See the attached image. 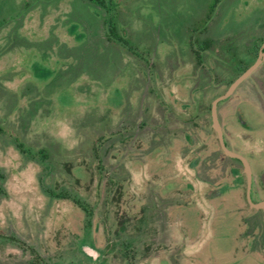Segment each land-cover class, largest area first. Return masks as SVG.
<instances>
[{
  "label": "rangeland",
  "instance_id": "obj_1",
  "mask_svg": "<svg viewBox=\"0 0 264 264\" xmlns=\"http://www.w3.org/2000/svg\"><path fill=\"white\" fill-rule=\"evenodd\" d=\"M108 1H114L116 24L106 16L109 6L98 10L89 0H0V264H147L143 239L134 249L119 246L117 226L128 217L112 206L139 187L147 207L154 167L172 184L169 168L161 166L181 147L177 96L207 90L198 81L206 75L194 77L191 47L213 80L204 106L209 119L201 121L208 130L211 99L229 89L264 45V0ZM105 27L115 41L107 43ZM218 115L227 147L251 165L253 201H264V61L219 104ZM168 117V126L151 128V120L163 125ZM144 122L137 140L135 126ZM206 139L214 145L203 154L209 156L219 148L212 133ZM228 162L238 174L240 164ZM102 183L122 194L107 195ZM223 188V200L208 201L206 210L190 212L195 197H164L188 212L182 216L202 253L197 262L264 264V211L241 199L243 181L229 178ZM104 197V215L89 210ZM202 219L208 224L203 234ZM165 221H171L168 214ZM131 228L122 230L125 238ZM182 232L172 228L179 240ZM173 245L161 248L177 253L180 245ZM175 261L189 264L184 257L167 264Z\"/></svg>",
  "mask_w": 264,
  "mask_h": 264
},
{
  "label": "crops",
  "instance_id": "obj_2",
  "mask_svg": "<svg viewBox=\"0 0 264 264\" xmlns=\"http://www.w3.org/2000/svg\"><path fill=\"white\" fill-rule=\"evenodd\" d=\"M104 1V0H100ZM89 3L95 4V8L100 10L99 8H106V6L110 7L111 13L106 14L107 18L108 16L111 17L113 24H116L115 15L116 10H114L112 7H115L112 3L106 2V0L103 3H106L104 5L97 4L95 0H89ZM100 12V11H99ZM118 12V11H117ZM103 18L104 14L101 13ZM113 17L115 20H113ZM118 17V16H117ZM102 32L105 36V40L108 43V40L111 39L112 41H115L114 38L108 37V28H103ZM117 39H119L121 36L120 34L113 33ZM118 45H121L119 41H116ZM112 45L118 46L114 43ZM261 48L263 44H260ZM260 48V49H261ZM128 51L130 53H135V50L131 47H128ZM259 49V51H260ZM191 53L193 56H195V59L193 63L191 64V67L194 68V74L196 78H198V74L204 73L206 75L205 80H198L200 83H205L204 85L205 89L198 90L194 92L193 94H196L197 96H192L191 94L188 95L185 94L184 100L182 97L177 96V98L180 100L179 104L180 107H175L179 116L174 121L178 123V126L176 127V132L181 134V140L179 139L178 144H180V149H177L176 154L173 156L172 161H169L168 165H162L161 168H169L167 173H171V177L169 178L172 180V184H167L165 181L166 178H163V175L154 167L153 169H150V183L151 188L147 192V207L141 205V198H142V192H140L138 189L139 187H134L131 190L125 192L123 196H127V199L121 203L123 208H120L117 206L120 203L113 204L112 208H117L118 211H122L123 213L127 214V219L125 220L124 224H119L117 220H112V226H113V232L115 233V227L117 226L116 223L119 225L117 228H120L119 233L117 234L120 238L119 246L121 249L125 248L126 244H129L128 247L131 249H134V245L136 246L137 242L139 240H144L143 242H147V264H167L170 262V260L173 257H176L177 259L179 257H184L185 260L189 264H202L203 259L199 262L196 261L198 258L197 256L202 255V253L197 252L193 245V233L190 232V229L185 226V219L182 215H185V213L188 212H180L181 210L180 205L178 202H167V199H165L164 194H170L175 193L177 197L181 196L182 198L189 199L191 201L194 197V206L190 207V212L193 208L199 207V208H205V205L208 204V201H222L223 197L225 195V190L223 188V182L227 179L231 178L235 181H243L244 184V192H243V201L245 202L247 207H251L248 200H247V176L245 174L244 166L243 164L236 159H232L227 157L221 147L218 140L217 133L213 129L212 121H209L208 130H205L203 126H201V121L204 120L205 117L209 119V116L206 115L207 110L204 106L207 105L208 99L210 98L211 94H208V92H212L213 86H212V79L208 76L207 66L205 65L204 59L199 60L198 55H194L197 53V51L191 47ZM198 54V53H197ZM134 55V54H133ZM136 57V56H135ZM137 58V57H136ZM215 59V58H214ZM143 67H147V61H142ZM210 84V85H208ZM197 87V86H196ZM199 88V86H198ZM216 92V91H215ZM152 94L150 92H147V96H151ZM212 97V96H211ZM216 96H213L211 99V107L213 101L216 99ZM210 100V99H209ZM219 106V105H218ZM210 116H211V110H210ZM169 117L164 122L163 125H159L158 123H154L152 120L151 128L157 129L159 127L168 126L169 123ZM146 124V122L142 124H137L135 126L136 131L139 135H137V140L141 138V135L145 129L143 128V125ZM202 127V128H201ZM223 129V128H222ZM181 131V133L179 132ZM137 133V134H138ZM208 133H212L214 137L217 139V144L219 150L214 151L213 153H210L209 156H205L203 154L208 153L209 151H213L210 147V145H213V143H210L206 139V135ZM224 133V130H223ZM153 139V138H152ZM152 141V140H151ZM158 140H153V143H157ZM214 146V145H213ZM222 151V153H221ZM239 154V152H237ZM241 155V154H240ZM215 157V158H214ZM197 158L199 160L194 161L193 159ZM227 161H236L240 164V166H236V168L240 169L238 174H234V172L229 168L231 165L228 163H225ZM197 162H199L197 164ZM209 163H211L209 165ZM197 164V165H196ZM181 177H184L188 179V183H180L178 184L176 181L178 179H181ZM116 186H108L105 183H102V188H100L102 191L106 192L107 195L110 194L114 195L118 189H116ZM191 188V189H190ZM252 192H253V182H252ZM251 192V197H252ZM100 193V192H99ZM119 194H122L119 191ZM108 199L109 198H102L100 203L94 206L90 207V211L92 209L99 210L103 212V215L105 211H107L108 208ZM155 200L156 202H153ZM253 200V199H252ZM254 202V201H253ZM264 202V201H262ZM254 203H260V202H254ZM205 204V205H204ZM190 206V205H189ZM189 206L184 207V209L189 208ZM132 208H136L135 214L138 215L137 218H131L129 216L130 213H134L132 211ZM253 208V207H251ZM255 209V208H253ZM257 210V209H255ZM264 211V210H262ZM166 214H168L171 221L167 223L166 220ZM180 222L178 221V217ZM144 216V217H142ZM177 218V221H174V218ZM201 232L202 234L205 233V227L208 225L206 223V220H201ZM87 222H91V218L85 221V226ZM176 225H179L183 229V232L181 233L180 240L172 233V228ZM126 226H131V230H134L133 234H130L128 237H124L122 235V230H125ZM200 224L197 225L199 228ZM188 229V230H187ZM127 232V231H126ZM199 235V242L200 241V235ZM116 236V235H115ZM125 244V245H124ZM167 244L170 248H172L175 245H180L179 250H177V253H182L183 256L177 255V253L173 252L172 249L170 250H163L161 247L162 245ZM177 245V246H178ZM130 251H133L131 250ZM101 252V259H105L107 257L105 253L104 246L100 249ZM97 252V251H96ZM174 253V255H173ZM99 255V254H98ZM99 257V256H98ZM97 257V258H98ZM127 257V256H126ZM176 262V261H175ZM175 264H178L177 262Z\"/></svg>",
  "mask_w": 264,
  "mask_h": 264
},
{
  "label": "water",
  "instance_id": "obj_3",
  "mask_svg": "<svg viewBox=\"0 0 264 264\" xmlns=\"http://www.w3.org/2000/svg\"><path fill=\"white\" fill-rule=\"evenodd\" d=\"M263 61H264V45L260 49L256 61L231 84L229 89L222 96H219L213 101L212 107H211V118H212L213 129L217 133L220 147L223 153L227 157L239 160L243 164L245 174L247 176V200L250 206L257 210H264V202L254 203L252 200L251 192H252L253 173H252L251 165L244 156L231 151L227 147L225 143V139H224L223 129H222V126L219 120L218 105L221 102L230 98L234 94V92L237 90V88L261 66Z\"/></svg>",
  "mask_w": 264,
  "mask_h": 264
}]
</instances>
